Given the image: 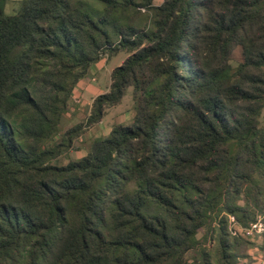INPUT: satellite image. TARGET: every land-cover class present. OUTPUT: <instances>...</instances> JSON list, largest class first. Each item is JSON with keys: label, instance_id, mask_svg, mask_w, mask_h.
<instances>
[{"label": "trees", "instance_id": "obj_1", "mask_svg": "<svg viewBox=\"0 0 264 264\" xmlns=\"http://www.w3.org/2000/svg\"><path fill=\"white\" fill-rule=\"evenodd\" d=\"M5 3L0 264H237L231 223L264 212V0ZM120 51L86 125L129 87L132 122L57 163L83 132L61 125L76 87Z\"/></svg>", "mask_w": 264, "mask_h": 264}, {"label": "rangeland", "instance_id": "obj_2", "mask_svg": "<svg viewBox=\"0 0 264 264\" xmlns=\"http://www.w3.org/2000/svg\"><path fill=\"white\" fill-rule=\"evenodd\" d=\"M22 0H6L4 10L7 14L16 13ZM155 4L163 0H154ZM129 56L128 52L120 51L110 58L102 57L95 63L88 75L80 82L73 93L68 112L63 116L61 125L63 130L72 128L78 124L83 125V132L74 140V145L56 161L67 164L71 160H79L84 157L90 142L96 137H106L116 123L130 124L135 113L133 87H129L120 104L107 108L103 119L95 124L86 125L87 117L94 98L110 88L111 71L121 65ZM243 59L241 46L235 50L231 63L237 65ZM89 84V88L87 87ZM58 139V138H56ZM257 220L261 222L262 230L251 235L245 233V228L239 227L235 222L231 223L242 238L249 241L244 255L237 260V264H264V212H259ZM202 231L198 234L200 237Z\"/></svg>", "mask_w": 264, "mask_h": 264}, {"label": "built area", "instance_id": "obj_3", "mask_svg": "<svg viewBox=\"0 0 264 264\" xmlns=\"http://www.w3.org/2000/svg\"><path fill=\"white\" fill-rule=\"evenodd\" d=\"M244 230H245V233L248 235H251L254 232H259L262 230L261 222L259 220H255L249 223V225L245 227Z\"/></svg>", "mask_w": 264, "mask_h": 264}, {"label": "crops", "instance_id": "obj_4", "mask_svg": "<svg viewBox=\"0 0 264 264\" xmlns=\"http://www.w3.org/2000/svg\"><path fill=\"white\" fill-rule=\"evenodd\" d=\"M79 85H80V83H79ZM88 88H89V84H88V86H87Z\"/></svg>", "mask_w": 264, "mask_h": 264}]
</instances>
